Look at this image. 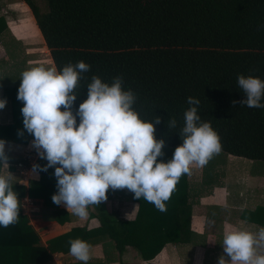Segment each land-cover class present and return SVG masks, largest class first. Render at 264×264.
<instances>
[{
	"label": "trees",
	"instance_id": "16d2710c",
	"mask_svg": "<svg viewBox=\"0 0 264 264\" xmlns=\"http://www.w3.org/2000/svg\"><path fill=\"white\" fill-rule=\"evenodd\" d=\"M23 1L58 71L79 61L91 66L79 82L74 113L87 99L93 76L110 85L120 77L123 89L136 95L133 108L141 119L161 117L155 136L165 141V155L158 160H171L183 143L179 132L191 96L201 102V121L211 123L222 143L221 153L202 168L204 185L214 182L216 169L229 155L264 161V108H233L232 103L246 99L237 84L239 75L264 80V0H43L44 9L36 0ZM5 27L0 16V34ZM16 76L3 88L12 120L0 123V139L23 145L34 137L26 130L18 135L24 127V105L17 99L21 82ZM171 118L177 121L172 129ZM39 174L26 188L12 182L14 191L20 202L24 195L42 199V216L63 222L67 211L52 201L58 191L54 172L50 168ZM134 200L139 206L132 220L101 211L98 226L72 227L45 244L21 209L18 224L0 227V264H48L53 253L69 252V241L77 238L90 245L111 243L119 252L131 246L143 260L153 258L167 243L191 240L187 175L166 202V212ZM239 218L262 224L264 206L242 209Z\"/></svg>",
	"mask_w": 264,
	"mask_h": 264
},
{
	"label": "clouds",
	"instance_id": "9594fccd",
	"mask_svg": "<svg viewBox=\"0 0 264 264\" xmlns=\"http://www.w3.org/2000/svg\"><path fill=\"white\" fill-rule=\"evenodd\" d=\"M91 66L84 61L56 67L37 66L21 73L17 99L23 102L24 130L34 137L31 142L47 164H34L32 172H47L55 167L57 193L52 201L64 206L68 213L85 220L89 207L108 200L109 189H127L134 199L145 200L160 212L184 175L193 167H205L222 151L220 136L210 122H202L198 114L200 100L189 96L190 107L184 113L180 130L183 143L168 162L158 160L165 153V141L157 140L155 125L161 122L140 118L133 105L136 95L123 89L120 77L103 82L93 76L87 86V99L73 112L82 74ZM238 87L246 99L233 101L249 108H264V80L239 75ZM7 100L0 99V109ZM63 108V110H62ZM79 117V124H77ZM170 129L177 126L175 118L168 121ZM7 141L0 139V162L8 163ZM20 199L14 191L12 176L0 175V227L19 223ZM69 255L88 264L91 245L82 239L69 241ZM223 254L218 264H264V227L257 232L225 227Z\"/></svg>",
	"mask_w": 264,
	"mask_h": 264
},
{
	"label": "crops",
	"instance_id": "0c3cea01",
	"mask_svg": "<svg viewBox=\"0 0 264 264\" xmlns=\"http://www.w3.org/2000/svg\"><path fill=\"white\" fill-rule=\"evenodd\" d=\"M35 61L27 60L24 65L17 68H7L12 62L5 65L3 61H0V99H5L3 88L15 82L11 76L12 73H15V69H17L15 74L20 79L21 73L32 67H53V63L46 66ZM11 120L12 112L7 100L6 107L0 109V123L9 124ZM33 139L23 145L7 141L8 163L1 162L0 175H11L13 183L25 188L28 187L30 180L39 179L40 174L37 175L32 172L33 165L38 160L47 163V160L41 159L36 150L32 148ZM231 156L234 155H229L227 162L218 166L215 180L211 185L203 184L202 168L194 166L192 174L187 175L188 201L192 203L190 215L192 235L189 242L167 243L149 260H143L131 246H126L124 250L119 252L111 243L105 244L104 247L99 242L91 245V259L88 264H218V259L223 254L221 244L226 226L251 232H257L261 227H264V218L262 224L239 218L242 209H252L257 205L264 206V174L258 176L243 175L242 178L245 180H237L239 177L233 178L230 171L231 166L227 165ZM52 170L54 172V167ZM230 185L231 189L229 188ZM206 187L208 188L205 191ZM235 194L239 197L237 199L235 196L236 199L234 200ZM24 196L21 197V201ZM33 200L37 206V211L31 216L27 215V217L30 224L38 232L40 242L43 244L48 239L69 231L72 227L89 229L98 226L100 224L98 216L101 211H108L117 219L132 220L135 218L139 206V203L134 200L131 192L127 189H109L108 200L101 202L98 206H90L87 219L81 220L69 214L66 207L61 205L59 207L67 211V219L58 222L42 216V199L33 198ZM48 264H83V262L76 260L69 255V252H55Z\"/></svg>",
	"mask_w": 264,
	"mask_h": 264
},
{
	"label": "rangeland",
	"instance_id": "374dc122",
	"mask_svg": "<svg viewBox=\"0 0 264 264\" xmlns=\"http://www.w3.org/2000/svg\"><path fill=\"white\" fill-rule=\"evenodd\" d=\"M23 2V0H0V16L6 25L5 31L3 30L0 34V61H3L5 65L12 62L7 68L20 67L27 60H36L35 62L49 66L52 64L49 50L45 46L29 7ZM36 2L41 9H44L43 0H36ZM16 71L17 69L15 73ZM15 73L11 76L13 77ZM227 165L232 167H230L231 176L239 177L237 180H243L242 176L247 174L250 176L264 174L263 160L231 156ZM229 188H232L231 185ZM235 196L238 199L237 194L233 196V199H236Z\"/></svg>",
	"mask_w": 264,
	"mask_h": 264
},
{
	"label": "built area",
	"instance_id": "2783aa9c",
	"mask_svg": "<svg viewBox=\"0 0 264 264\" xmlns=\"http://www.w3.org/2000/svg\"><path fill=\"white\" fill-rule=\"evenodd\" d=\"M21 209L25 215L31 216L33 213L37 211V206L33 198L29 197L28 195L24 196L21 201Z\"/></svg>",
	"mask_w": 264,
	"mask_h": 264
}]
</instances>
